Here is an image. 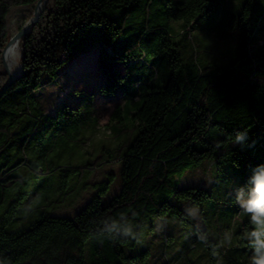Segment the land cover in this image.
Here are the masks:
<instances>
[{
  "label": "trees",
  "instance_id": "obj_1",
  "mask_svg": "<svg viewBox=\"0 0 264 264\" xmlns=\"http://www.w3.org/2000/svg\"><path fill=\"white\" fill-rule=\"evenodd\" d=\"M37 1L0 0V90L8 79L1 52L11 37L9 21L20 31ZM214 15L220 38L235 33V54L202 63L191 31ZM19 46L21 74L0 94V264H216L212 246L226 231L237 239L224 264H249L251 251L244 254L249 247L239 237L250 225L235 199L213 217L215 224L203 216L210 190L199 179L182 180L209 162L226 184L244 186L264 164V0H47ZM97 48L102 95L113 96L133 72L132 92L118 93L123 102L110 134L124 132L117 126L124 117L135 132L112 162L120 165L118 175L94 182L93 195L73 216H55L73 194L70 185L89 189V176L70 177L106 161L60 162L83 155V134L97 128L89 93L54 113L43 111L37 96L67 64ZM245 130L250 139L242 148L233 134ZM184 204L201 208L202 225ZM121 215L143 225L141 242L108 236ZM27 220L33 221L23 228ZM219 254L224 259L227 250Z\"/></svg>",
  "mask_w": 264,
  "mask_h": 264
},
{
  "label": "rangeland",
  "instance_id": "obj_2",
  "mask_svg": "<svg viewBox=\"0 0 264 264\" xmlns=\"http://www.w3.org/2000/svg\"><path fill=\"white\" fill-rule=\"evenodd\" d=\"M156 1L160 2L161 0ZM235 4H237V2ZM237 11L238 7L236 8L235 6L234 12ZM215 17V15L207 16L205 19L199 21L191 31V36L196 45L198 58L202 63L224 62L227 60H231L235 54V33L231 30H228L227 35L220 38L219 29H221V26L214 22ZM9 23L10 34L11 36H13L15 33H17V26L13 18L10 19ZM171 27L173 28V30L177 31L178 23L171 22ZM211 30H213V32H211ZM188 53L189 52L186 51V49H183L181 51L183 58H187ZM98 55L99 49L97 48L89 51L84 55L79 56L74 61L67 64L60 71L58 80L52 84L44 85L39 91V95L37 96L38 102L41 105L43 111L47 113H54L58 105L66 104L67 106H75L80 101L81 92L89 93L90 97L92 98L94 113L97 117V128H90L86 133L83 134V137L81 139V141L84 143V147H82V149H85L81 150L84 152L83 155L72 157H67L65 155L62 157V160L60 162L64 165L77 166L78 163H86V161L90 163L102 160L106 161L104 165L96 166L93 170L80 171L73 176L70 175V179L73 178L74 181H76V179L78 181L79 177L81 176L80 182L82 181V179H86L89 176L87 180L89 189L87 188V190H85L84 187L80 184L72 186L70 185L69 191H72L73 194L69 198H66V200L63 202V206H58L57 208H55L53 213L55 216H73L75 212H77L82 206H84V204L93 195L90 192V186H92L94 182L103 180L106 176V173L108 172H116L115 174L118 175L120 165L118 163L116 164L112 162L115 160L117 161V159L120 158L121 154L126 148V145L132 139L135 132L134 125L126 117H124L120 125H117L118 128L120 127L122 131H124L119 136V138H117L118 136L116 137L113 134L111 135L109 130L112 123L111 117L116 108L121 106L123 102V99L119 94L132 92L133 72L131 71L127 74L121 86L118 88L117 93H115L113 96L102 95L99 88L104 80L102 79L104 73L97 61ZM160 77L164 79L163 73H161ZM208 164L209 162H204L203 167H201L192 175L188 174L185 178H183L182 183H194L197 179H199V181H203V183L205 184V188L210 190L212 194V201L204 205V208H202L208 210L207 213L204 212L203 216L207 219H212L210 221H213L215 223L214 218L221 213V209L224 207V205L226 203H232L235 199L234 189L236 187H240L241 183L237 182L236 185L226 184L222 178L216 176V172L214 171L212 165L209 164L211 165L209 166ZM190 172L191 170H188L186 173ZM209 179H211V183H209ZM112 189H114V187ZM111 193L112 192H110V194ZM192 207L196 206L188 204L183 205L184 209ZM198 209L199 213H201V208ZM32 221L33 220L25 221L22 224L23 228L28 227ZM219 221L225 222L224 219H221ZM194 222L196 225H198V227L202 225L201 219H194ZM244 227H242V229ZM191 235L192 233L189 235H184L182 238H180L181 242L184 243L185 241L190 240L192 238ZM215 241H218V237L216 238V236ZM234 244L235 242L233 241L232 246L222 247L227 250V254L225 255L224 259L222 258L223 264L226 258L232 256L234 257V251L232 249ZM249 250L251 251L250 248L245 249L244 254L249 255ZM161 254L162 251L161 249H159L156 257H160ZM168 255L170 256L171 252L167 251V257H169ZM157 261L159 262V264H163V259H159Z\"/></svg>",
  "mask_w": 264,
  "mask_h": 264
},
{
  "label": "clouds",
  "instance_id": "obj_3",
  "mask_svg": "<svg viewBox=\"0 0 264 264\" xmlns=\"http://www.w3.org/2000/svg\"><path fill=\"white\" fill-rule=\"evenodd\" d=\"M234 144L242 148L247 146L250 139L248 131H237L234 134ZM209 179V183H211ZM234 198L241 213L248 217L250 227L242 229L239 239L247 242L251 249L249 264H264V164L252 169V174L246 185L234 189ZM187 216L193 219L199 217V209L196 207L185 209ZM135 214L133 213V217ZM161 227L160 224L157 225ZM143 225L128 216L121 215L118 220L111 221L107 229L109 237L119 236L128 240L141 242L143 237ZM202 242L207 244L206 234L201 236ZM234 239H237L231 232H224L217 245L212 246V255L216 264H223L219 249L232 246Z\"/></svg>",
  "mask_w": 264,
  "mask_h": 264
},
{
  "label": "water",
  "instance_id": "obj_4",
  "mask_svg": "<svg viewBox=\"0 0 264 264\" xmlns=\"http://www.w3.org/2000/svg\"><path fill=\"white\" fill-rule=\"evenodd\" d=\"M47 1L44 2V4H42V0H38L34 10L32 12V16L31 18L25 23V25L20 29V31H18L17 33H15L13 36L10 37L9 41L7 42V44L4 46L2 52H1V61H2V65H3V69L5 71V73L8 76L7 82L6 84L2 87V89L0 90V94H2L6 88L13 82L15 81L19 75L21 74V70H22V66L20 65V71L18 73H14V74H10L8 73L5 64L2 60V54L4 53L5 49L14 41H19L21 39V37L38 21L42 11L45 8Z\"/></svg>",
  "mask_w": 264,
  "mask_h": 264
},
{
  "label": "bare ground",
  "instance_id": "obj_5",
  "mask_svg": "<svg viewBox=\"0 0 264 264\" xmlns=\"http://www.w3.org/2000/svg\"><path fill=\"white\" fill-rule=\"evenodd\" d=\"M47 0H42V4ZM20 48L19 41L12 42L2 54V60L5 67L10 74L18 73L20 71Z\"/></svg>",
  "mask_w": 264,
  "mask_h": 264
}]
</instances>
